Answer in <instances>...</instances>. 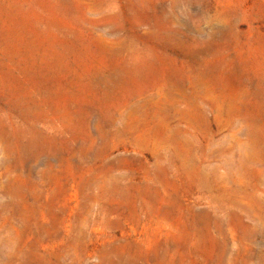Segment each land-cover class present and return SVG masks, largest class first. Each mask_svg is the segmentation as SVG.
<instances>
[{
    "label": "rangeland",
    "instance_id": "obj_1",
    "mask_svg": "<svg viewBox=\"0 0 264 264\" xmlns=\"http://www.w3.org/2000/svg\"><path fill=\"white\" fill-rule=\"evenodd\" d=\"M0 264H264V0H0Z\"/></svg>",
    "mask_w": 264,
    "mask_h": 264
}]
</instances>
